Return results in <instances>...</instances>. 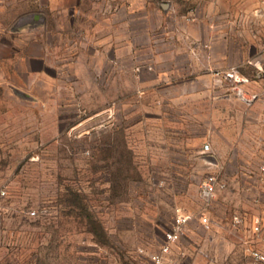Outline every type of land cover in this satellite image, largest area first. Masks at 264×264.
<instances>
[{
  "label": "rangeland",
  "instance_id": "obj_1",
  "mask_svg": "<svg viewBox=\"0 0 264 264\" xmlns=\"http://www.w3.org/2000/svg\"><path fill=\"white\" fill-rule=\"evenodd\" d=\"M109 1L0 0V264H139L179 207L194 219L170 264H249L247 247L264 248V10L230 39L228 67L141 85L111 65Z\"/></svg>",
  "mask_w": 264,
  "mask_h": 264
},
{
  "label": "crops",
  "instance_id": "obj_2",
  "mask_svg": "<svg viewBox=\"0 0 264 264\" xmlns=\"http://www.w3.org/2000/svg\"><path fill=\"white\" fill-rule=\"evenodd\" d=\"M108 5L102 20L104 29L110 32L111 65L119 72L139 70L141 85L169 80L167 70L178 73L183 64L194 69L201 61L228 67L230 39L247 36L248 17L258 7L264 10V0H129L121 4L110 0ZM119 10H123V16ZM188 16L194 18L189 20ZM257 21L261 26L258 31L264 34V14ZM171 32L178 38L188 37L190 46L171 44L167 40ZM139 36H146L147 43L136 41ZM247 49L240 45L241 61L250 57ZM147 69L155 72L152 78L142 76L140 70ZM193 78L194 83L198 82L197 77Z\"/></svg>",
  "mask_w": 264,
  "mask_h": 264
},
{
  "label": "built area",
  "instance_id": "obj_3",
  "mask_svg": "<svg viewBox=\"0 0 264 264\" xmlns=\"http://www.w3.org/2000/svg\"><path fill=\"white\" fill-rule=\"evenodd\" d=\"M227 78L234 79L238 82H243L246 78L240 77L239 73L232 68L228 72H226ZM243 98H246L244 91L240 90ZM203 151L208 153L212 151V148L209 143H206L203 146ZM213 154V153H209ZM210 164H213L210 162ZM219 185V180L216 174H209L201 183L200 193L201 196L205 199H210L216 193L217 187ZM35 214V211L32 212ZM194 219V215L192 212H187L183 208L179 207L176 210L175 219L173 222V226L170 230L165 233V239L160 243L157 249L148 250L147 247H140V262L139 264H168L170 261V255L173 250V245L180 240H182L185 234V226ZM238 219V218H237ZM200 223L206 227H210L209 219L206 215H200L199 217ZM254 228L256 230L260 229V220L256 219ZM248 255L250 258L249 264H264V248L258 247H247Z\"/></svg>",
  "mask_w": 264,
  "mask_h": 264
},
{
  "label": "water",
  "instance_id": "obj_4",
  "mask_svg": "<svg viewBox=\"0 0 264 264\" xmlns=\"http://www.w3.org/2000/svg\"><path fill=\"white\" fill-rule=\"evenodd\" d=\"M207 159H208V161L209 162H212V163H217V160H216V157H215V155L214 154H208L207 155Z\"/></svg>",
  "mask_w": 264,
  "mask_h": 264
}]
</instances>
